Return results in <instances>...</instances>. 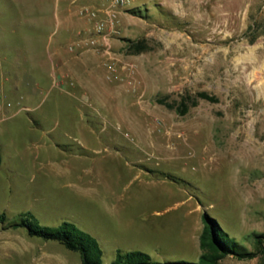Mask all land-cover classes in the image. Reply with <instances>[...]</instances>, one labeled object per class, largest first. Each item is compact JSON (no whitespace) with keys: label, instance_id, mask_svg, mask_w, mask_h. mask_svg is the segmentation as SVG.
I'll list each match as a JSON object with an SVG mask.
<instances>
[{"label":"rangeland","instance_id":"rangeland-1","mask_svg":"<svg viewBox=\"0 0 264 264\" xmlns=\"http://www.w3.org/2000/svg\"><path fill=\"white\" fill-rule=\"evenodd\" d=\"M82 6L0 0V264H84L6 228L28 211L103 264L198 261L206 213L257 252L219 264H264V0H133L104 33Z\"/></svg>","mask_w":264,"mask_h":264},{"label":"trees","instance_id":"trees-1","mask_svg":"<svg viewBox=\"0 0 264 264\" xmlns=\"http://www.w3.org/2000/svg\"><path fill=\"white\" fill-rule=\"evenodd\" d=\"M137 50L141 51L144 46L138 45ZM199 96L213 99L208 93L200 92ZM185 112L186 109H183ZM0 151V164L2 163ZM204 228L200 236V247L203 250L198 261L174 260L156 261L147 252L140 250L125 251L118 250L112 264H219L220 260L228 255H235L240 258H251L257 252L248 250L235 238L229 236L218 221L207 215H203ZM0 222H7V215L0 213ZM6 228H26L32 236L42 237L45 240H57L67 248L78 251L84 264H103V249L99 240L91 233L80 228L76 223L63 221L57 226H48L40 223L39 219L32 212H25L21 220L8 223ZM264 234L258 236V242L263 243Z\"/></svg>","mask_w":264,"mask_h":264},{"label":"built area","instance_id":"built-area-1","mask_svg":"<svg viewBox=\"0 0 264 264\" xmlns=\"http://www.w3.org/2000/svg\"><path fill=\"white\" fill-rule=\"evenodd\" d=\"M132 1L133 0H99V2L104 3L105 7H97V9H95L92 6H82L79 13L95 20L94 25L98 32L104 33L109 27L116 31L119 26L118 8L127 6ZM100 11H104L106 16L100 17Z\"/></svg>","mask_w":264,"mask_h":264},{"label":"crops","instance_id":"crops-1","mask_svg":"<svg viewBox=\"0 0 264 264\" xmlns=\"http://www.w3.org/2000/svg\"><path fill=\"white\" fill-rule=\"evenodd\" d=\"M5 246H8V245H3V244L0 245V253L1 252L2 253H7V252H12V251H16V252L18 251V253H23L24 252L23 250H19L18 248H4ZM43 256H46V254L41 253L39 255V257H37L35 259L39 258L41 260V257H43ZM35 264H41V263H35Z\"/></svg>","mask_w":264,"mask_h":264}]
</instances>
